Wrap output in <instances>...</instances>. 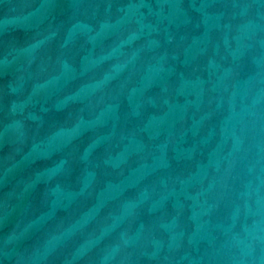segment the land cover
Returning a JSON list of instances; mask_svg holds the SVG:
<instances>
[{
    "label": "water",
    "instance_id": "obj_1",
    "mask_svg": "<svg viewBox=\"0 0 264 264\" xmlns=\"http://www.w3.org/2000/svg\"><path fill=\"white\" fill-rule=\"evenodd\" d=\"M0 264H264V0H0Z\"/></svg>",
    "mask_w": 264,
    "mask_h": 264
}]
</instances>
